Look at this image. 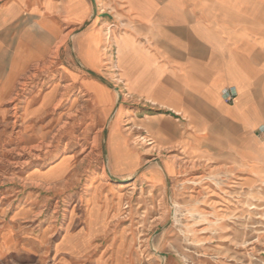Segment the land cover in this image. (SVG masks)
Returning a JSON list of instances; mask_svg holds the SVG:
<instances>
[{
	"label": "rangeland",
	"instance_id": "1",
	"mask_svg": "<svg viewBox=\"0 0 264 264\" xmlns=\"http://www.w3.org/2000/svg\"><path fill=\"white\" fill-rule=\"evenodd\" d=\"M59 44L0 114V264H264V162L187 150L147 103L128 101L113 131L61 71L105 77L72 52L61 62ZM90 197L94 244L69 258Z\"/></svg>",
	"mask_w": 264,
	"mask_h": 264
},
{
	"label": "crops",
	"instance_id": "2",
	"mask_svg": "<svg viewBox=\"0 0 264 264\" xmlns=\"http://www.w3.org/2000/svg\"><path fill=\"white\" fill-rule=\"evenodd\" d=\"M58 43L61 62L72 52L105 77L61 71L113 115V131L128 101L147 103L187 150L264 162V0H0V114ZM88 200L87 231L62 240L69 258L95 241Z\"/></svg>",
	"mask_w": 264,
	"mask_h": 264
},
{
	"label": "built area",
	"instance_id": "3",
	"mask_svg": "<svg viewBox=\"0 0 264 264\" xmlns=\"http://www.w3.org/2000/svg\"><path fill=\"white\" fill-rule=\"evenodd\" d=\"M231 97H232V96H231V95H229V96H228V99H231Z\"/></svg>",
	"mask_w": 264,
	"mask_h": 264
}]
</instances>
